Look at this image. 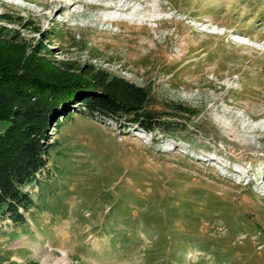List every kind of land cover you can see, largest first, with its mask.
<instances>
[{
	"label": "rangeland",
	"instance_id": "374dc122",
	"mask_svg": "<svg viewBox=\"0 0 264 264\" xmlns=\"http://www.w3.org/2000/svg\"><path fill=\"white\" fill-rule=\"evenodd\" d=\"M50 1L0 0L21 19L0 27L150 88L173 125L62 123L36 207L0 217V264H264V0Z\"/></svg>",
	"mask_w": 264,
	"mask_h": 264
},
{
	"label": "trees",
	"instance_id": "16d2710c",
	"mask_svg": "<svg viewBox=\"0 0 264 264\" xmlns=\"http://www.w3.org/2000/svg\"><path fill=\"white\" fill-rule=\"evenodd\" d=\"M17 21L0 14L3 25ZM17 34L0 27V122H9L0 128V217L23 224L37 205L25 189L38 186V174L48 171L49 150L57 142L51 143L53 131L57 134L62 123L79 114L149 133H167L173 124L153 107L150 88L90 64L55 61L46 55L52 52ZM175 109L192 112L183 105Z\"/></svg>",
	"mask_w": 264,
	"mask_h": 264
},
{
	"label": "bare ground",
	"instance_id": "6f19581e",
	"mask_svg": "<svg viewBox=\"0 0 264 264\" xmlns=\"http://www.w3.org/2000/svg\"><path fill=\"white\" fill-rule=\"evenodd\" d=\"M118 3L116 5H112V6H93L95 9H101L107 13L109 12H119V13H129L132 17H136L138 15L137 12H133L132 8H131V3L132 2H138L141 3L142 5L145 4L147 1L149 0H116ZM55 3L57 4H61L62 8H73L76 3H70V6H65L61 1L59 0H52L50 1L49 4H47V7L50 8L52 5H54ZM65 3V2H64ZM67 5V4H66ZM108 21H111L110 19ZM67 261V255L66 253L63 254V258L61 260V262H66ZM43 264H49L47 261H44ZM67 264V262H66Z\"/></svg>",
	"mask_w": 264,
	"mask_h": 264
},
{
	"label": "built area",
	"instance_id": "2783aa9c",
	"mask_svg": "<svg viewBox=\"0 0 264 264\" xmlns=\"http://www.w3.org/2000/svg\"><path fill=\"white\" fill-rule=\"evenodd\" d=\"M40 177H41V175L38 174V178H40ZM36 186H37V185H36V183H35V187H36Z\"/></svg>",
	"mask_w": 264,
	"mask_h": 264
}]
</instances>
